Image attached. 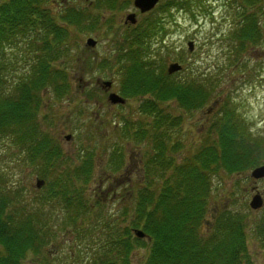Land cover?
<instances>
[{
	"label": "trees",
	"instance_id": "trees-1",
	"mask_svg": "<svg viewBox=\"0 0 264 264\" xmlns=\"http://www.w3.org/2000/svg\"><path fill=\"white\" fill-rule=\"evenodd\" d=\"M131 1L88 0L87 5L64 7L56 20L51 5L54 0H0L1 143L10 152L9 157L20 154V160H17L32 165L35 173L46 182V191L36 196L33 207L19 206L13 198L15 193L6 191V177L0 172V264H33L25 262L30 252L40 255L52 239V216L48 206L57 207L55 203L65 210L62 227L77 233L81 241V245L76 244L77 250L68 254V264H130L129 254L138 247L146 250L141 264H254L246 257L248 236L264 253V214L246 231L240 216L226 215V211L221 215L216 212L209 222L214 229L206 236L198 232L206 197L212 187L209 181L214 170L207 173L211 164H216L214 173L222 168L235 175L264 158V136L260 135L256 140L239 138L236 124L232 128L235 118L226 116L218 118L212 128L219 135L218 143L205 145L207 153L211 151L210 163L207 165L204 153L198 151L174 168L172 178L165 180L160 189L159 185L147 183L144 192L138 190L136 214L130 226L120 231L113 226L115 219L103 214L91 221L87 219V214L96 205L85 194L94 165L93 156L86 151L78 154L75 161L66 159L60 150L59 139L50 130L53 127L51 118L39 119L35 115L41 105L37 93L48 87H52L57 95L68 93L70 80L67 70L62 67H54L53 71L49 69L53 67L51 62L64 55L70 58L69 63L79 59L67 48L71 43L76 44L75 41H66L70 27L75 33L97 34L105 22L102 13L126 8ZM182 1L190 10L194 0ZM227 2L236 13L242 11L240 16L245 22L231 36L238 42V46L235 42L237 50L261 41L260 27L254 31L257 13L251 11L257 9V12H262L264 0ZM167 5L160 7V13L169 10ZM148 15L114 41L112 55L104 58L102 64L110 68L112 63H118L123 97L150 94V100L141 106L149 131L137 130L134 138L136 141L152 140L150 146L158 148L167 138L169 129L176 125L174 118L165 110L166 102L176 100L185 109L203 106L209 98L210 87L214 90V86H208L207 80L204 82V79L197 78L198 74H187L188 77L180 79L179 72L168 75L164 65L157 68V63L149 58L150 39L163 30V21L158 15ZM247 26L251 29L244 32ZM78 37L75 34L71 39ZM18 44H22L24 49L19 47L16 52ZM32 52L28 73H21L16 80L10 81L17 56L25 58ZM89 63L91 59L87 61ZM45 126H48L47 131H43ZM117 153V150L112 151L110 162L122 164ZM146 163L148 171L156 167L165 168L164 164L158 165L156 155L150 154ZM168 199L176 203L174 211L178 214L166 206ZM162 202L165 210L161 208ZM59 217H52L58 218L53 221L58 226ZM136 228L141 229L148 240L136 237L132 233ZM50 257L48 253L43 258L48 260V264H60L55 260L51 262ZM261 264H264V259Z\"/></svg>",
	"mask_w": 264,
	"mask_h": 264
},
{
	"label": "rangeland",
	"instance_id": "rangeland-1",
	"mask_svg": "<svg viewBox=\"0 0 264 264\" xmlns=\"http://www.w3.org/2000/svg\"><path fill=\"white\" fill-rule=\"evenodd\" d=\"M227 1L194 0L192 11L172 9L160 13L159 6L148 15H158L163 21V30L150 39L149 58L157 63V68L162 65L166 68L170 62L177 61L182 65L178 76L180 79L186 78L187 74H198L197 78L204 79V82L207 80L208 86H214V90L210 87L209 98L202 107L185 109L176 100L166 102L165 110L174 118L176 125L169 129L167 138L158 148L150 146L152 140L136 141L134 138L137 130L149 131L141 106L150 100V94L129 97L124 104L112 105L107 100L108 91L102 86V80H111L109 91L122 95L118 63L114 62L108 68L102 61L112 55L114 41L124 32L123 20L126 14L135 12L138 16L137 11L133 7L107 10L102 13L105 22L97 34L75 33L74 28L70 27L66 41H75L76 44L71 43L67 48L74 56L77 54L79 59H73L69 63L70 58L64 55L58 61L51 62L53 67L49 69L53 71L54 67H62L67 70L69 91L65 95H57L52 87L39 90L37 96L41 105L37 107L35 115L39 119H48V116L51 118L53 127L50 130L59 139V146L67 160L75 161L78 154L86 151L92 154L94 165L85 194L96 205L87 214L88 220H94L101 214L104 217L111 216L115 219L113 226L123 231L131 225L136 214V193L138 190L144 192L147 183L159 185L157 187L160 189L165 180L172 178L173 169L198 151L204 153L208 165L211 151L207 153L205 145L211 146V143H218L220 139L212 131L218 118H235L232 128L236 124L238 137L244 140H256L260 135L264 136V6L262 12H257V9L251 11L257 13L254 31H258L257 26L260 27L261 32L258 33L262 40L246 44L243 48L238 47L237 50L235 42L237 46L238 42L231 36L235 30L241 28L240 24L245 23L240 16L242 11L236 13ZM167 2L168 0H161L159 4ZM73 4L87 5L88 0H66L64 3L54 0L51 5L56 13V20L64 7ZM249 29L251 28L245 27L244 32ZM75 34L79 37L76 40L71 39ZM87 37L96 39L97 44L93 49L85 46ZM188 40L194 42L193 51L187 49ZM19 47L24 49L22 44H18L16 52ZM25 47L27 50L26 45ZM32 56L33 52L25 58L17 56L10 81L16 80L21 73H28ZM89 59L91 63L87 64ZM47 130L48 126H45L43 131ZM66 134L72 135L70 141L64 139ZM1 141L0 138V172L6 177V191L15 193L13 198L19 206L27 205L31 208L36 196L44 193L46 189L37 192L34 187L36 175L31 167L20 163L16 155L9 157L10 152ZM113 149H117L122 164L110 162L109 156ZM150 154L161 155L165 168L156 167L157 170L154 168L150 170L152 172L148 171L146 159ZM263 163L264 158L235 175L228 174L222 168L214 173L216 164H211L207 173L214 170L210 181L208 180L212 187L206 197L198 227L202 236L214 229L209 222H212L216 212L218 215L226 211V215L231 213L240 216L246 231L264 214V207L252 211L248 206L250 187L256 185L264 197V180L253 181L249 178L253 167ZM115 164L120 166H114ZM113 168H118L117 172L112 171ZM166 203L176 213V203L169 199ZM161 208H166L163 202ZM48 210L52 216H60V225L53 223L58 218H50L54 224L52 239L40 255L30 252L25 262L48 264V260L43 257L49 253L53 255L50 257L51 262L55 260L60 264H68V254L74 249L77 250L76 244L81 245V241L78 240L77 233L62 227L61 220L65 214L53 206H48ZM142 240H148L147 236ZM246 248V257L254 264H261L264 253L250 236L246 240ZM145 254V248L138 247L133 250L129 254L130 264H141Z\"/></svg>",
	"mask_w": 264,
	"mask_h": 264
},
{
	"label": "water",
	"instance_id": "water-1",
	"mask_svg": "<svg viewBox=\"0 0 264 264\" xmlns=\"http://www.w3.org/2000/svg\"><path fill=\"white\" fill-rule=\"evenodd\" d=\"M158 2V0H134V6L136 8H138L140 10V12H146L151 10L154 5ZM126 20L130 21V23H134L135 22V15L134 14H128L126 16ZM96 44V40H94L93 38L89 37L86 39V45L89 47H93ZM188 48L189 50H192L193 48V43L190 41L188 42ZM181 69V65H179L176 62L170 63L168 65L167 71L168 73H173L176 72L178 70ZM104 85L107 87H110L111 82L110 81H104ZM109 99L112 103H117V102H124L123 98H121L119 95L115 94V93H110L109 95ZM65 139L69 140L70 136L67 135L65 136ZM250 175L255 178H261L264 176V164L260 165L256 168H254L251 172ZM43 184V180L41 179H37L36 180V187L39 188L41 187V185ZM263 205V199L262 196L260 195L259 192H256L250 199L249 201V206L256 210L258 208H260ZM135 234L139 237H143L144 236V232L142 230H135Z\"/></svg>",
	"mask_w": 264,
	"mask_h": 264
},
{
	"label": "flooded vegetation",
	"instance_id": "flooded-vegetation-1",
	"mask_svg": "<svg viewBox=\"0 0 264 264\" xmlns=\"http://www.w3.org/2000/svg\"><path fill=\"white\" fill-rule=\"evenodd\" d=\"M137 13H138V12H137ZM143 15H145V14H140V13H139V14H138V18H139V16H143ZM123 22H124V21H123ZM124 23H125V22H124ZM124 23H123V24H124ZM127 27H130V26L127 25ZM105 91H107V90L105 89ZM108 94H109V93H108ZM107 100H110V99H109V95H107ZM147 159H148V158H147ZM147 159H146V160H147ZM156 162L158 163V165H159V164H162V161H161V158H160L159 154L156 155Z\"/></svg>",
	"mask_w": 264,
	"mask_h": 264
}]
</instances>
